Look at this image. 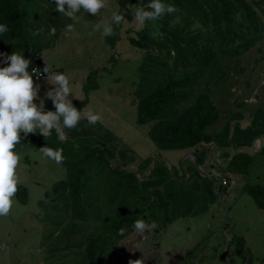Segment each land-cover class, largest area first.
Listing matches in <instances>:
<instances>
[{
    "label": "rangeland",
    "instance_id": "obj_1",
    "mask_svg": "<svg viewBox=\"0 0 264 264\" xmlns=\"http://www.w3.org/2000/svg\"><path fill=\"white\" fill-rule=\"evenodd\" d=\"M129 1L106 0V6L96 16L81 9L76 14L77 19L66 24L73 25L68 35H65L66 26L58 29L57 36L49 34L51 29H43L41 41L48 46L41 53L38 67L43 73L47 67L49 73H61L68 78L71 91L67 99L71 102L87 97L83 87L88 76L97 71L90 79L98 88L88 94L81 120L75 128L64 130L68 140L95 138L107 147L117 162L130 165L132 159L137 165L145 159L150 163L161 161L169 173L177 175L166 178L159 187L151 185L148 179L139 180L140 187L149 189L157 203H161L166 228L159 234L153 229L137 233L121 242L124 264H135L137 260L143 263L156 246L163 264H264V211L259 210L252 197L243 191L246 184L264 187V150H260V147L264 149V39L238 58L236 66L244 71L233 69V58L221 57L217 65L220 70L213 73L214 80L208 89L222 115L216 131L219 141L227 142L231 157L238 152L248 154L250 165L245 173H236L223 169L221 163L226 166L228 162L220 156L214 159L210 178L200 177L197 168L198 178L188 180L186 171L190 161L182 164V157L189 150L157 149L147 135L150 125L136 122L133 93L142 52L123 41L112 49L104 40L103 29L95 30L100 22L112 26L113 13L122 14ZM140 2L137 0V4ZM220 74H224L222 81L218 79ZM47 75L44 73L35 81L38 99L33 103L42 106L44 112H54L52 99L46 94L52 91L55 95L58 85L50 83ZM89 111L101 116L95 125H89L84 118V113ZM215 129H209L206 135H215ZM72 131L80 132L72 134ZM256 139L262 141L259 147L255 146ZM17 154L21 157L17 187L26 189L27 202L20 204L15 194L9 214L0 216V264H86L83 248L77 245L85 241L92 226L82 225L80 234L68 238L65 225H70L69 222L59 229L54 228L52 203L50 198H45V193L50 192L55 183L66 179V168L42 158L33 148ZM202 167L206 165L201 163ZM223 176L236 180L237 184L226 192L218 190L216 193L213 187ZM195 179L211 180L210 190L203 183L194 184L195 190L193 185L187 187ZM168 191L172 197L166 199ZM158 192L161 193L160 202L156 196ZM40 202L44 206H40ZM230 235L245 240L242 253L233 247L226 249ZM133 240L137 241L136 248L130 249ZM197 243L198 248L194 250ZM189 251H192L191 256L185 259ZM110 263L108 259L106 264Z\"/></svg>",
    "mask_w": 264,
    "mask_h": 264
},
{
    "label": "trees",
    "instance_id": "obj_2",
    "mask_svg": "<svg viewBox=\"0 0 264 264\" xmlns=\"http://www.w3.org/2000/svg\"><path fill=\"white\" fill-rule=\"evenodd\" d=\"M150 2L141 0L137 4V0H130L122 13L126 22L113 23L114 34L105 36L104 40L112 49L123 41L142 52L139 78L133 93L137 124L150 125L147 135L157 149L192 151L196 165L200 166L202 160L196 148L209 129L216 127L213 131L216 133L222 117L208 91L214 80L213 73L220 70L217 65L223 56L235 60V71H244L236 66L238 58L264 39V0H161L165 5L174 6L176 11L166 13L157 21H146L145 26L138 29L135 11ZM70 22L62 13L56 12L55 4L50 0H0V24L8 28L6 33L0 34V68L8 66L7 56L19 53L30 61L27 70L35 88L36 80L31 72L38 69L41 53L48 46L41 41L42 30L49 31L53 27L56 30L54 36H57L58 29ZM95 72L88 76L83 87L87 97L71 102L80 112L88 102V94L98 88L90 79ZM223 78L224 74L218 75L220 81ZM21 137L15 147L16 153L29 148L39 151L45 146L63 150L64 160L59 165L66 168L67 177L55 183L50 192L45 193V198H50L52 203L54 228L59 229L69 222L70 225H65L68 238L80 234L82 225L92 226L85 241L77 245L83 248L86 264H106L108 259L110 264H124L121 242L137 234L133 227L136 220L156 224L155 234L165 230L162 209L152 192L142 189L135 170L125 169L127 163L115 161V156L103 143L87 137L60 143L55 130L49 137L39 133L27 136L21 133ZM260 150L263 152L264 149L261 147ZM130 163L135 161L131 159ZM149 164L150 160L145 159L137 165L140 177L147 173ZM196 165L189 163L188 180L198 178ZM249 165L248 154L238 152L225 169L243 174ZM172 176L176 175L172 171L169 173L164 163L154 161L147 178ZM234 185L222 186L220 180L214 190L226 192ZM17 189L16 198L25 205L26 189L22 186ZM243 191L252 197L259 210L264 211V187L246 184ZM40 206L44 203L40 202ZM132 243L130 249H135L137 241ZM245 244L242 237L232 235L228 246L242 253ZM198 245L193 249L196 250ZM192 251L185 253V259ZM160 257L156 246L153 254L141 264H163Z\"/></svg>",
    "mask_w": 264,
    "mask_h": 264
},
{
    "label": "clouds",
    "instance_id": "obj_3",
    "mask_svg": "<svg viewBox=\"0 0 264 264\" xmlns=\"http://www.w3.org/2000/svg\"><path fill=\"white\" fill-rule=\"evenodd\" d=\"M55 4V10L66 18L75 21L77 12L83 9L84 13L96 16L106 6V0H50ZM145 8L150 10H145ZM174 6L165 5L161 0H151L146 6L138 7L135 11V23L138 29L145 26L146 21H157L166 13L175 12ZM112 21L119 25L124 21L122 14L113 13ZM103 29V36L113 35V27L107 22L95 25V30ZM8 31L6 25L0 24V34ZM55 28H51L50 35H55ZM73 31V25L65 28V35ZM7 67L0 68V216H7L12 208L13 197L17 192L19 177L17 168L20 163V155L15 152V147L21 140V133H39L43 137L51 136L53 130L60 143H65L68 137L65 129H73L81 120V112L72 106L67 99L70 95L68 78L61 73H49L44 68L47 80L58 85L55 95L47 92V98H51L55 112H44L43 107H37L34 100L38 99L37 91L33 87L32 75L28 72L30 61L24 59L19 53L13 52L7 56ZM41 71V70H40ZM43 73V75H44ZM38 87V86H37ZM84 118L89 125H95L101 120V116L91 111L84 113ZM42 158L62 164L63 150L52 149L47 146L39 149ZM137 233L154 229L156 224H148L144 220H136L133 224ZM123 229L120 230L123 234ZM135 264H140L137 260Z\"/></svg>",
    "mask_w": 264,
    "mask_h": 264
},
{
    "label": "crops",
    "instance_id": "obj_4",
    "mask_svg": "<svg viewBox=\"0 0 264 264\" xmlns=\"http://www.w3.org/2000/svg\"><path fill=\"white\" fill-rule=\"evenodd\" d=\"M79 128H80V126H79ZM228 129V125L225 127V130H227ZM73 132H76V133H79L80 131H72L71 133L72 134H74ZM214 133V132H213ZM212 133V134H213ZM258 139V138H257ZM257 139L255 140L256 141V144H255V146L256 147H259L262 143V141L260 142V140L259 141H257ZM238 145H240V144H238ZM224 148V149H223ZM228 146H227V142L225 143V142H223V143H221L220 141H219V139H218V137H217V135H216V133H215V135H211V134H208V135H205L204 136V138H203V141H202V143L196 148V151H197V155H198V157L202 160V164H204V165H206V167H202L201 168V165L200 166H198V165H196V162H195V156L193 155V152L192 151H188L187 152V154H185L182 158H183V162H182V164H184L185 162H187V161H190L191 163H193V164H195L196 165V168H198V170L200 171V177H202V178H208L209 177V175H210V170H211V168H213V166H214V163H215V160L214 159H218V158H220V156H223L224 158H226V162H229L230 161V159H231V155L228 153L230 150H228ZM260 149H261V147H260ZM215 153V154H214ZM233 153V152H232ZM230 156V157H229ZM227 157H229V158H227ZM189 159V160H188ZM229 160V161H228ZM130 162V161H129ZM141 163V162H140ZM139 163V164H140ZM168 164H169V161L167 162ZM137 164V163H136ZM139 164H137V165H139ZM228 164V163H227ZM136 165V166H137ZM153 165H154V161H153V163H152V167H153ZM221 165H222V167H223V169H225L226 168V166H223L224 165V163H221ZM171 168H172V166H171ZM149 170L150 169H148V171H147V173L146 174H148V172H149ZM145 174V175H146ZM177 176V175H176ZM172 177H174V176H172ZM187 177L189 178V175L187 174ZM224 177V176H223ZM187 178V179H188ZM210 178V177H209ZM146 179H148V178H146ZM168 179V178H167ZM149 180V179H148ZM164 181H167L166 180V178H161V179H153V180H149V182L151 183V185H153V186H156V187H159V185L160 184H162L161 182H164ZM183 182L185 181V180H182ZM196 183H203V184H205V187L208 189V191L210 190V188H211V180H210V182H208V180H203V181H199V179L197 180V179H195V180H193L192 182H191V184L189 185V186H187V187H190L191 185H193L194 187V190H195V187H196V185H194V184H196ZM215 187V186H214ZM213 187V188H214ZM175 188H177V187H175ZM198 188V187H197ZM156 191V190H155ZM154 192V191H153ZM157 192V191H156ZM173 193V192H172ZM156 194V193H155ZM154 195V194H153ZM160 195H161V193L160 192H158V194H156V196H157V198H158V201L160 202V199H159V197H160ZM172 197V194L171 193H169V191H168V193H167V195H166V199H168V198H171ZM159 204V203H158ZM161 204V203H160ZM159 204V205H160Z\"/></svg>",
    "mask_w": 264,
    "mask_h": 264
},
{
    "label": "water",
    "instance_id": "obj_5",
    "mask_svg": "<svg viewBox=\"0 0 264 264\" xmlns=\"http://www.w3.org/2000/svg\"><path fill=\"white\" fill-rule=\"evenodd\" d=\"M260 142H261V140H260ZM152 163H153V162L150 163V170H149L148 174L144 175L143 177H140V176H139V174H138V168H137V166H136L135 164H130V165H128L125 169H130V168L134 169L137 178H138L139 180H145V179L149 176V174L151 173V171H152V169H153V167H152ZM231 238H232V235H230L229 238H228L227 245H226V249L228 248V245H229V242H230V239H231Z\"/></svg>",
    "mask_w": 264,
    "mask_h": 264
},
{
    "label": "built area",
    "instance_id": "obj_6",
    "mask_svg": "<svg viewBox=\"0 0 264 264\" xmlns=\"http://www.w3.org/2000/svg\"><path fill=\"white\" fill-rule=\"evenodd\" d=\"M31 73L33 74L35 80H37V79L43 77V72L40 71V70H38V69H34V70H32ZM230 184H233V185H234V184H235V181H234V180H232V181H228V180L225 179V178H221V185H222V186H227V185H230Z\"/></svg>",
    "mask_w": 264,
    "mask_h": 264
}]
</instances>
